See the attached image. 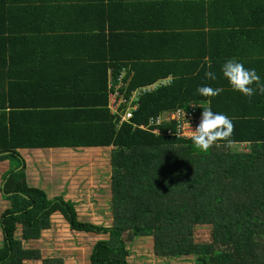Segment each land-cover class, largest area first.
Segmentation results:
<instances>
[{"label": "trees", "instance_id": "obj_1", "mask_svg": "<svg viewBox=\"0 0 264 264\" xmlns=\"http://www.w3.org/2000/svg\"><path fill=\"white\" fill-rule=\"evenodd\" d=\"M90 1L95 4L77 3L75 9L103 15L109 24L101 29L111 30L96 34L99 46L88 52L78 45L84 37L47 33L48 20L39 25L30 20V12L39 15L50 8L53 13L55 6L0 0V161L12 158L2 179L8 207L0 215V264L40 261L39 249L26 247L25 241L40 238L54 213L72 229L105 236L92 247L91 264H131L129 243L139 236L153 237L157 257L193 256L194 264H264V123L253 126L259 136L235 137L231 132L207 151L183 135L186 122L198 116L195 127L200 122L199 104L220 112L233 92L219 68L232 57L212 56L216 64L209 69L208 42L214 51L215 34L264 36L259 33L264 32V0H119L121 11L138 16L127 28L114 23L128 16L111 3ZM159 2L163 5L157 9ZM143 5L156 11V27L144 23ZM19 18L28 20L26 25L31 21V27L15 24ZM214 27L224 33L203 31ZM156 28L162 31L154 33ZM64 42L67 76L62 87L6 81L20 68L16 60L46 57L37 51L44 54L52 46L51 56L59 60ZM205 72H214L216 79ZM204 84L223 91L200 96L196 88ZM116 93L123 98L120 105L113 104ZM132 107V117L126 119ZM178 110L187 113L180 120L169 119ZM225 115L235 131L240 117ZM156 119L161 123L152 125ZM230 141L255 144L250 152H237L226 148ZM88 147L114 149L111 225L83 219L72 200L49 198L43 188L29 184L20 152ZM198 225L211 226V241H197ZM19 226L22 237L15 235ZM42 262L63 264L62 258Z\"/></svg>", "mask_w": 264, "mask_h": 264}, {"label": "rangeland", "instance_id": "obj_2", "mask_svg": "<svg viewBox=\"0 0 264 264\" xmlns=\"http://www.w3.org/2000/svg\"><path fill=\"white\" fill-rule=\"evenodd\" d=\"M113 147L53 148L22 151L27 166L29 184L43 188L49 198L62 195L76 204L80 216L96 224L111 225L113 217ZM11 157L0 161V215L8 207L2 197V179L9 169ZM22 237V226L15 231ZM197 241H211L209 225L196 226ZM105 236L94 232L70 228L60 213L51 217V226L43 230L40 238L25 241L26 247L39 249L42 259L62 258L63 264H91L92 247ZM3 232L0 227V248ZM131 264H194L196 258L157 257L153 237L139 236L129 243ZM27 261L26 264H43Z\"/></svg>", "mask_w": 264, "mask_h": 264}, {"label": "crops", "instance_id": "obj_3", "mask_svg": "<svg viewBox=\"0 0 264 264\" xmlns=\"http://www.w3.org/2000/svg\"><path fill=\"white\" fill-rule=\"evenodd\" d=\"M114 6L118 12L122 15L128 16L122 20H114L116 25H124L126 28L132 25V17L138 18L135 15L134 11L131 13L123 12L118 7L117 4L119 0H106ZM125 3H136L137 1H141L142 3H149L151 0H124ZM28 2V7H42V6H55L56 8L51 12L50 8H45L43 11L39 12V15H35L30 12V20L32 19L33 22H36L38 25L42 21H49L50 28L47 30L49 32H60L63 37L65 34H69L70 37L72 36H82L84 38H88L84 42V38L78 40V45L86 49V51L90 52L93 48L99 46V37H95L96 34H100L101 32H106L111 30V28L107 27L105 30L101 28L106 24L108 26L109 22L104 21V16L96 14L94 11H77L76 7L79 5L77 3H87L94 1L90 0H26ZM107 3V2H106ZM84 5V4H83ZM92 5V4H91ZM163 4L160 2L157 5V9L161 7ZM146 12L142 15L144 16V23L147 25H151L156 27V11L149 5L141 6ZM69 8H72L75 12H71ZM76 8V9H75ZM160 10L157 11L159 13ZM26 16V15H25ZM17 17V16H16ZM26 19H20L16 21L15 24H19L24 22L25 27H31V21H29L28 25H26ZM43 27V26H41ZM54 28L55 31H52ZM193 30V29H191ZM206 33H224L218 32L220 29L217 28H207L203 29ZM212 30V31H211ZM162 29L156 28L154 33L161 32ZM108 33V32H107ZM264 33V32H259ZM214 44L215 48L213 51V46L208 42L207 49L210 52L208 54V62H209V69H213L216 62L211 61V57L218 56L219 58L222 57H241L243 61L241 62L245 68L254 69L256 74L260 77L261 83H264V36H259L258 34H253L250 36L246 35H239L233 38H227L225 34H215L214 35ZM197 43L192 47L196 48ZM226 46H229L226 47ZM54 47H49L44 54L37 53L39 55H45V58H24V60H16L15 64L19 65L20 68H17L14 71H11L12 78L7 79L6 81L11 80L10 82L19 83V84H27V85H35V83H40V85L44 84H51L55 83L57 85L65 84V42L62 44L60 51L59 60H53L51 56L52 49ZM214 54H213V53ZM217 58V57H216ZM223 64V63H222ZM219 68H221V65ZM219 68H217L214 72H219ZM208 69V70H209ZM213 72V73H214ZM8 74V72H6ZM43 82V83H41ZM58 86V87H59ZM62 87V86H60ZM65 87V86H64ZM254 89L256 88L255 82L251 85ZM65 99V96H64ZM65 102V101H64ZM223 104V105H222ZM221 104L220 112L227 115H232L235 117H240V119H236V130L232 131L235 137H253L259 136V133L252 131L253 126L262 121L264 123V93L254 94L251 97H246L242 95L238 91L231 92L224 102ZM247 138V139H248ZM255 143H251L250 141H230L225 143L227 149L235 150L237 152H250V150L254 147ZM91 148V147H88ZM93 148H100V147H93ZM46 149H53V148H46ZM63 149V148H61ZM69 149V148H65ZM37 150V149H32ZM31 150V151H32ZM43 150V149H38ZM22 151H29V149H21ZM263 160L264 161V156Z\"/></svg>", "mask_w": 264, "mask_h": 264}, {"label": "clouds", "instance_id": "obj_4", "mask_svg": "<svg viewBox=\"0 0 264 264\" xmlns=\"http://www.w3.org/2000/svg\"><path fill=\"white\" fill-rule=\"evenodd\" d=\"M221 74L234 91L240 92L246 97H251L254 92L264 93V83H261L260 77L254 69L245 68L241 62L232 58L227 59L221 65ZM205 76L215 80L216 75L213 72H205ZM255 82L256 88L251 85ZM222 88H212L207 84L198 85L196 93L200 96L208 97L218 95ZM202 107L200 122L192 130L188 137L194 146L201 151H207L219 139L227 138L231 135L233 129L232 120L221 112H214L210 107Z\"/></svg>", "mask_w": 264, "mask_h": 264}, {"label": "built area", "instance_id": "obj_5", "mask_svg": "<svg viewBox=\"0 0 264 264\" xmlns=\"http://www.w3.org/2000/svg\"><path fill=\"white\" fill-rule=\"evenodd\" d=\"M122 99H123V98H119V93H116L115 96H114V103H113V104H117V103H119V105H120V103L122 102V101H121ZM124 100H125V99H124ZM125 102H126V100H125ZM132 110H133V107L130 108L128 114L126 115V119L132 117ZM191 111H192V109H191ZM186 113H187V112H185L184 110H178V111H176V112H174V113H171V114L169 115V119L180 120L182 117H184V116L186 115ZM191 115H192V113L189 114L190 119H191ZM198 117H199V116H198ZM198 117L194 118L193 120L191 119V121H188V122H186V123L184 124L185 131L183 132V135H189V136L191 135L192 130L195 128V123H194V121H195ZM160 123H161V120H160V119H156L155 121L152 120V122H151L152 125L160 124ZM189 126H192V127H191L190 129H188ZM192 128H193V129H192ZM189 136H188V137H189Z\"/></svg>", "mask_w": 264, "mask_h": 264}]
</instances>
